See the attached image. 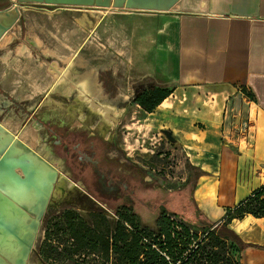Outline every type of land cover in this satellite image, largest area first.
Wrapping results in <instances>:
<instances>
[{"label": "crops", "instance_id": "crops-1", "mask_svg": "<svg viewBox=\"0 0 264 264\" xmlns=\"http://www.w3.org/2000/svg\"><path fill=\"white\" fill-rule=\"evenodd\" d=\"M0 1L5 2L0 12L14 9L13 0ZM18 9V21L41 12L71 20L41 28L40 35L47 36L38 39L41 45L33 35L21 48L25 56L15 60L7 57V35L1 39L0 98L24 101L55 91L78 50L88 47L90 53L96 43L103 49L100 72L116 74L119 111L133 103L136 85L172 91L152 113L135 105L121 120L127 151L145 136L140 129L171 132L190 164L204 173L193 198L214 222L264 186V0H180L169 12L44 4ZM32 49L45 58L73 59L55 60L65 71L59 80L48 70L50 63L39 77L32 67H15L35 59ZM242 100L254 119L248 138L227 126ZM235 222L233 230L248 244L243 264H264V217L247 215Z\"/></svg>", "mask_w": 264, "mask_h": 264}, {"label": "flooded vegetation", "instance_id": "flooded-vegetation-1", "mask_svg": "<svg viewBox=\"0 0 264 264\" xmlns=\"http://www.w3.org/2000/svg\"><path fill=\"white\" fill-rule=\"evenodd\" d=\"M77 90L74 96L55 90L24 101L11 98L1 106V115L19 121L18 133L12 134L57 174L41 222L48 227L74 215L94 229L106 222V215L89 210L103 219L94 215L91 224L84 221L78 208L86 200L114 214L130 212L136 201L131 182H144V173L130 164V152L121 145L122 118L93 99L81 84Z\"/></svg>", "mask_w": 264, "mask_h": 264}, {"label": "rangeland", "instance_id": "rangeland-1", "mask_svg": "<svg viewBox=\"0 0 264 264\" xmlns=\"http://www.w3.org/2000/svg\"><path fill=\"white\" fill-rule=\"evenodd\" d=\"M5 4V2L0 1V5ZM19 20V18H18ZM17 20V25L12 28L7 34V40L9 45L6 48L7 57L11 60H15L20 56L24 55V49L27 44L31 43L33 35L37 44L40 46L41 39L44 40L47 36L40 35V29L43 27H51L57 25L68 24L69 16L57 15L53 16L47 12H41L40 14L32 13L28 16H25L24 19L21 18V21ZM26 24V25H25ZM30 28H33L30 29ZM40 39V40H38ZM47 43V41H45ZM45 43V44H46ZM38 46V47H39ZM91 51L89 53V48L85 47L80 48L76 53V58L70 67L68 68V74L66 78L60 80L56 85V91H61L63 94L74 96L83 82L86 80L93 81V86L96 87L95 91L90 90L87 93L93 97L97 102L102 103L103 105H108L112 108L114 115L120 116L122 121H124L125 116L129 114L132 110L135 109V104L127 106L125 112L119 111V108L122 106L117 101V86H116V74L114 72L106 71L100 72V67L104 65L100 64L99 51L103 49L95 45L90 46ZM45 52V50H44ZM46 53V52H45ZM32 54L35 56L34 60L22 61L18 65L15 63V67H32L31 72L34 75L39 76L41 72H44V68L52 60L56 61H65L66 63L71 62L73 57L70 58H45L41 56L40 52L36 49H32ZM18 55V56H17ZM75 55V54H74ZM31 69V68H30ZM36 71V72H34ZM41 71V72H40ZM28 78L26 74L25 78ZM103 88V89H102ZM139 88V85L134 86V92ZM92 94V95H91ZM111 97V98H109ZM10 99H6L3 96L0 98V121H5L7 125L11 128V131L17 133L19 121H10L5 117V114L1 115V106L2 104H7ZM247 101L242 100L238 103L236 110L233 114H229L227 120L228 128H234L240 130L244 137H249L250 128L254 125V119L248 113ZM141 130V133L144 132L145 136L138 139L137 143L130 144L128 149L130 152L129 162L132 165H135L137 169L144 173V182L138 183L131 182V187L135 190V195L133 199L136 201L132 205L134 213H136L142 224L153 227L155 220L159 217L162 207H165L167 211L178 212L180 215L190 216L193 210V200H194V189L197 187L198 180L193 179L196 170H192L194 166L190 164V161L186 157L185 152L177 144L170 143L165 137L164 133H153L150 131ZM121 134V145L124 150L126 149V139L124 130H120ZM124 135V136H123ZM140 136V135H139ZM134 139H137V135L131 136ZM130 137V138H131ZM134 145V147H133ZM197 169V168H195ZM132 170V168H131ZM188 180L190 183H188ZM191 180V181H190ZM193 187V191L191 190ZM195 202V201H194ZM92 201L86 200V202L79 209V214L83 217L84 221L91 224L90 217L98 214L91 215L89 210H101L103 214L106 215V222L108 223L109 229L113 230L119 221L118 214H114L112 210L107 212L106 210L98 207H92ZM103 219L101 215H98ZM97 216V217H98ZM172 220L178 221L176 218L171 216ZM179 222V221H178ZM233 223V222H232ZM230 224V227L235 228L237 222ZM48 226H46V221H44L39 229V234L34 243V250L32 251L30 258L27 264H60V263H50L44 262L41 256L42 249L47 244L53 246V244L62 242V238L58 241L57 238H50L48 242L49 233L47 231ZM47 231V232H46ZM80 256L79 260H85L82 264H94L87 261V255ZM62 264H72L68 261H65ZM99 264V263H96Z\"/></svg>", "mask_w": 264, "mask_h": 264}, {"label": "trees", "instance_id": "trees-1", "mask_svg": "<svg viewBox=\"0 0 264 264\" xmlns=\"http://www.w3.org/2000/svg\"><path fill=\"white\" fill-rule=\"evenodd\" d=\"M171 93L139 85L133 103L152 113ZM195 168L193 179H198L204 173ZM193 206L187 217L162 207L153 227L142 224L133 209L126 210L118 214L120 219L113 230L105 221L91 229L83 221H76L74 215H68L48 227V242L51 237L63 240L53 246L47 244L42 249V259L45 263L82 264L80 261L85 260L79 258H85L86 254L87 261L94 264H243L241 255L248 244L230 224L247 215L264 217V186L234 208L225 209L223 218L217 222L199 211L194 200Z\"/></svg>", "mask_w": 264, "mask_h": 264}, {"label": "water", "instance_id": "water-1", "mask_svg": "<svg viewBox=\"0 0 264 264\" xmlns=\"http://www.w3.org/2000/svg\"><path fill=\"white\" fill-rule=\"evenodd\" d=\"M14 9L0 12V42L15 26L24 4L96 7L169 12L180 0H13ZM150 1V2H149ZM48 70L55 80L65 73L55 61ZM170 143L172 133L162 130ZM56 172L27 151L0 122V264H27L39 234Z\"/></svg>", "mask_w": 264, "mask_h": 264}, {"label": "bare ground", "instance_id": "bare-ground-1", "mask_svg": "<svg viewBox=\"0 0 264 264\" xmlns=\"http://www.w3.org/2000/svg\"><path fill=\"white\" fill-rule=\"evenodd\" d=\"M93 85V81H87L86 80V82H83L82 83V86L85 88V89H87V91L88 92H90V90H93L94 89V87L92 86ZM92 95V94H91ZM90 101V100H89ZM103 118V117H102Z\"/></svg>", "mask_w": 264, "mask_h": 264}, {"label": "built area", "instance_id": "built-area-1", "mask_svg": "<svg viewBox=\"0 0 264 264\" xmlns=\"http://www.w3.org/2000/svg\"><path fill=\"white\" fill-rule=\"evenodd\" d=\"M154 249H156V247H154ZM162 256L165 258L166 261L171 262V260H169L166 254L162 253Z\"/></svg>", "mask_w": 264, "mask_h": 264}]
</instances>
